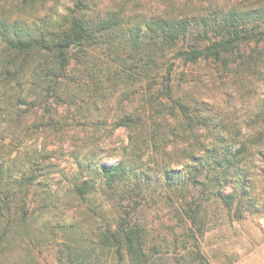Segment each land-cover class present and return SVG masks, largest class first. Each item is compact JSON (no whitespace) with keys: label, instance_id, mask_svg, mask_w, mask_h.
I'll list each match as a JSON object with an SVG mask.
<instances>
[{"label":"trees","instance_id":"trees-1","mask_svg":"<svg viewBox=\"0 0 264 264\" xmlns=\"http://www.w3.org/2000/svg\"><path fill=\"white\" fill-rule=\"evenodd\" d=\"M22 1L18 10L27 7L31 20L0 17V80L20 86L15 93L9 91L8 114L9 107L28 100L45 105L51 98L76 107L77 100L111 94L117 88L133 96L129 103L136 95L142 99L139 109L131 108L134 112L115 120V126L125 127L129 135L122 156L112 163L90 165L87 172L95 171L93 176L70 187L81 204L101 191L99 201L93 202L100 224L87 231L85 218L46 223L49 232H61L57 241L61 263L95 264L110 254L113 264H155L153 254L170 241L165 236L157 244L148 233L160 234L150 231L141 217L142 201L152 189L161 200L171 202L175 226L170 233L181 230V237L171 240L178 248L176 256L182 252L178 264H210L199 248L205 224L213 219L206 214L207 207L221 206L228 214L233 209L235 219L255 211L259 196L253 193L254 178L263 176L264 183V132L257 129L253 131L257 134L237 140L225 124L215 130L204 100L189 102L174 93L173 65L208 61L215 72L230 79L231 86H251L254 79L257 89L258 80L264 82V0L214 2L194 10L183 5L180 12L171 0L156 12L137 9L136 4L149 0H113L104 8L95 7L92 0L55 6L42 2L43 15L34 6L36 0ZM260 103L262 110L255 117L261 127L264 96ZM177 139L180 146L174 144ZM5 155L10 157L9 152ZM32 163L35 159L29 158L24 171L14 176L8 174L10 165L0 161L2 264L12 249L30 245L28 194L45 169L31 167ZM50 205L61 210L73 207L44 202V207Z\"/></svg>","mask_w":264,"mask_h":264},{"label":"rangeland","instance_id":"rangeland-1","mask_svg":"<svg viewBox=\"0 0 264 264\" xmlns=\"http://www.w3.org/2000/svg\"><path fill=\"white\" fill-rule=\"evenodd\" d=\"M36 1L37 4L34 6L41 15L42 2L46 6H55L75 0ZM92 1L95 7L104 8L111 5L113 0ZM164 1L149 0L136 4V7L141 11L156 12L164 8ZM171 1L176 12H180L183 5H187L189 10H194L198 5L206 6L214 2L223 4L227 1L240 4L244 0ZM23 6L22 0H0V17H17L18 15L25 20H31V16L26 12L27 7L25 11L18 10ZM168 8L169 6L166 9ZM173 66L175 68L172 84L174 93L176 96H184L189 102H193L192 98L204 100V106L210 108L213 113L214 119L210 125L215 130L225 124L230 127L232 134L239 136H236L237 140L249 133L257 134L253 132L257 129L264 132V125L260 127L255 117L257 110H262L260 103L264 96L262 80H258L257 89L254 88L256 86L254 79H251V86H231L230 79L222 75V72H215L208 61L197 64H182L176 61ZM11 88L13 92L14 89L16 92L20 86L18 83L6 85L0 80V161L3 160L5 165H10L12 172L8 174L14 176H19L24 171L29 158H34L36 162L35 165L32 163L31 167L44 166L45 169L42 171L43 175L38 176V185L28 194L27 201L31 215L27 222L29 227L27 226L26 237L30 240V245L24 250L12 249L6 257L7 261L3 264H62L60 245H57L61 232H49V225L46 223L50 221L52 224L62 219L85 218L87 231L100 224L99 215L93 213L95 208L93 202L99 201L101 191L93 193L84 204H81L71 194L70 187L74 181L80 182L93 176L92 173L95 171L87 172L90 165L101 162L112 163L122 156L123 148L128 144L129 135L125 127L115 126V120L123 113L134 112L131 108L137 110L141 107L142 99L140 95L134 93L135 89L138 91L140 89L135 86L134 91L130 90L136 95L131 103L128 102V98L133 96L117 88L111 94L91 95L77 100L76 107L67 103H56L51 98L45 105L28 100L27 104L18 105L17 108L9 107L8 114V108L5 106L11 100L9 97ZM105 98L108 100L107 103L103 102ZM22 110L26 112V115L21 116ZM181 142V139H177L174 144L180 146ZM2 147H5L4 151ZM39 151L46 152L48 155L42 157ZM4 152H9L10 157L5 159ZM262 178L263 176L254 178L256 187L253 193L259 196V200L255 202L257 206L252 209L255 211L244 213L240 219L233 217V209L228 214L221 206L207 207L206 214L213 216V219L205 224L204 233L199 238V248L210 264H264V183ZM150 190L147 198L142 201L141 217L147 224V228L160 236L152 235L151 232L148 236L157 239V244L162 243L160 239L165 236L170 241L169 246H162L158 253L153 254L155 264H178L177 257L182 252L176 256L178 248L172 245L171 240L174 237L180 238L182 233L177 228L174 234L170 233V228L175 226V219L171 217V202H164L152 193V189ZM53 194L55 196H52ZM45 201L56 203L57 206L66 203L73 207L63 210L52 205L44 207ZM41 232L43 234H40ZM110 259L111 255L105 254L100 260L97 259L95 264H113Z\"/></svg>","mask_w":264,"mask_h":264}]
</instances>
